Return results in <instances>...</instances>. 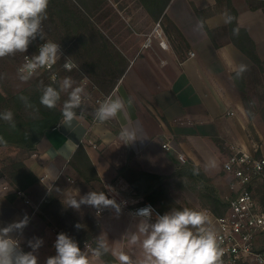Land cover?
<instances>
[{
    "label": "crops",
    "instance_id": "crops-1",
    "mask_svg": "<svg viewBox=\"0 0 264 264\" xmlns=\"http://www.w3.org/2000/svg\"><path fill=\"white\" fill-rule=\"evenodd\" d=\"M230 2L236 11V24L229 27L224 22L226 11L220 0H170L165 15L187 45L175 51L159 24L146 34L137 53L128 59L123 74L109 95L119 96L125 102L124 112L114 118L120 130L129 125L138 126L146 137L143 142L122 144L117 134L94 119L98 106L93 103H85L77 109V119L70 123H63L62 117L37 142L34 152L24 163L37 178L42 174L46 177L22 195L12 194V188L0 194V227L27 215L29 223L22 236L13 235L19 236L24 252L31 251L27 241L33 237L44 241L35 253L38 264H45L48 257L56 254L54 244L60 233L74 239L78 246H82L84 240L86 243L81 250L89 254L93 264H104L101 258L91 257V242L102 233L108 240L112 256V252L122 250L118 242L123 239L109 232L106 225L119 221L121 216L135 219L125 213L109 216L108 220L97 218L99 215L96 216L95 211V215L86 213L85 218L71 216L70 225L56 218L60 214L53 209L54 202L59 201V207L67 211L70 206L66 201L76 198L71 193L77 188H89L97 182L108 197L109 193H133L120 175L125 168L170 178L186 162H191L211 178L222 171L221 161L232 148L254 149L255 145L251 146L247 134L249 123L254 121L247 115L241 94L251 77L256 76L264 83V7L258 1L252 3L255 8H250L247 0ZM198 20L202 21L203 27L196 30ZM206 28L211 31V36ZM233 28H239L238 36L233 35ZM159 29V39L156 40L154 33ZM147 37L150 42L144 46ZM247 38L252 46L247 43ZM160 39L165 41L166 48L159 45ZM233 39L244 42V49L255 53L261 66H256L233 43ZM242 64L247 70L237 78L236 70ZM255 121L264 125V103L259 106ZM163 143H168L169 148H163ZM79 145L84 147L99 182H83L74 188L69 184L71 178L82 181L69 160ZM178 152L185 161L178 160ZM124 184L125 188L120 190L119 186ZM49 191L53 193L52 200L43 201ZM87 193L86 189L84 195ZM77 224L81 225L79 229L75 227ZM87 243H90L89 247L85 246Z\"/></svg>",
    "mask_w": 264,
    "mask_h": 264
},
{
    "label": "clouds",
    "instance_id": "clouds-1",
    "mask_svg": "<svg viewBox=\"0 0 264 264\" xmlns=\"http://www.w3.org/2000/svg\"><path fill=\"white\" fill-rule=\"evenodd\" d=\"M49 0H0V59L14 56L16 53L27 52L29 45L39 37L44 40L43 21L47 19ZM226 24L235 19L230 13H225ZM196 30L203 27L202 21H197ZM233 35H239V28H233ZM61 57L60 44L51 40L41 44L38 54L31 58L25 57V63L18 69V78L27 82L41 68H50ZM65 69L71 71L77 65L66 59ZM247 70L246 65H240L236 77L240 78ZM52 85L42 87L39 102L48 109H54L61 100V93H67L63 102L61 114L63 123L77 119V109H80L86 98V91L71 77L57 81L53 77ZM26 108H33L27 97L21 96ZM36 110V109H34ZM125 102L119 96H107L95 109L94 119L100 123L108 122L124 112ZM38 111V110H37ZM0 119L15 128L14 116L11 110L0 113ZM122 144L130 145L146 139L142 130L135 125L122 127L119 131ZM214 166V162H211ZM68 205L79 209L81 205L96 208H113L121 212L120 204L110 199L103 191H91L77 200L71 199ZM151 205L138 209L135 213L136 222L125 234L129 244L138 246L141 255L134 257L125 251L112 252L118 264H222L223 249L220 246L212 221L205 210H195L188 207L172 208L163 215L154 214ZM29 223V217L24 216L19 221L0 227V264H38L35 254L43 245L41 238L28 240L31 251L21 249L19 236ZM77 229L81 225H75ZM96 246L91 249V257L99 260L111 249L108 240L102 233L95 238ZM87 246V245H85ZM56 254L46 259L45 264H93L86 251H82L78 243L67 234H58L54 244Z\"/></svg>",
    "mask_w": 264,
    "mask_h": 264
},
{
    "label": "rangeland",
    "instance_id": "rangeland-1",
    "mask_svg": "<svg viewBox=\"0 0 264 264\" xmlns=\"http://www.w3.org/2000/svg\"><path fill=\"white\" fill-rule=\"evenodd\" d=\"M78 17L80 20H78ZM156 23L160 24L168 43L175 51L178 48L185 47L180 36L175 34L171 21L166 15L157 21L153 20L137 0H49L47 19L43 21L44 40L59 43L62 54L61 59L67 57L77 65L71 71L60 69L57 81L66 76L71 77L76 82L74 86H81L86 91L87 95L83 104H95V99L103 97L95 80L115 78L119 70L128 64V59L137 53L138 47L146 38V34L153 27L155 28ZM159 32L160 29L154 33L156 40L159 39ZM41 41L43 40L37 37L29 45L27 52L34 50ZM103 43L104 46L105 43L107 44L109 54L104 51V54L100 57L98 53L100 47H103ZM25 53L18 52L14 56L0 59V92L4 96H9L24 89L31 91L37 88L42 90V87L48 86L49 82L54 83L45 74L34 75L27 82H22L18 78V65ZM66 99L67 93H61V100L58 102L57 107L61 108ZM241 99L246 111H248L247 115L254 121L249 123L247 134L249 140L252 141L251 146L255 145L256 153L259 154L264 151V125L255 121V118L259 106L264 103V83L260 82L256 76L251 77L248 84L242 89ZM3 146L9 147L0 149V164L8 157L23 158L25 156V153L15 146L2 145L0 148ZM210 177V184L216 188L218 194L225 200L227 185L223 172L219 170ZM78 181L71 178L69 184L74 188L83 184V182ZM0 183L7 182L0 176ZM90 186L89 188L81 186L76 189L75 193L71 194L79 200L80 197L84 196L86 189L87 192L102 191L103 189V186L97 182H93ZM167 189L169 193L167 212L172 208L183 209L188 207L195 210L207 209L214 213L208 205H202L198 194L201 190L199 185L195 184L188 187L184 184H170ZM51 192L49 191L46 194L47 201L52 200L53 193ZM42 193L44 194V190H42ZM79 194L81 195L78 196ZM72 195L71 197H73ZM59 205V201L53 204V209L60 214L56 218L68 224L71 216L85 218L87 217L86 213L96 214H94L96 208L90 206L79 209L70 206L71 211L68 209L69 212L67 213L68 210L61 209ZM96 216L98 215L96 214ZM97 218L108 220L109 215L103 214ZM135 222L136 218L129 219L121 216L119 221L109 222L106 227L109 228V232L118 234L123 239L118 242L123 251L138 257L141 255V250L138 246L130 245L125 235ZM81 243L83 246L86 242L83 240ZM82 246L80 244L79 247ZM103 262L107 264L105 261ZM108 264H113V261L108 262Z\"/></svg>",
    "mask_w": 264,
    "mask_h": 264
},
{
    "label": "trees",
    "instance_id": "trees-1",
    "mask_svg": "<svg viewBox=\"0 0 264 264\" xmlns=\"http://www.w3.org/2000/svg\"><path fill=\"white\" fill-rule=\"evenodd\" d=\"M220 1L223 3L224 10L236 19V11L232 7L230 0ZM254 1H258V3L264 7V0H247L250 8H255V6L252 5ZM137 2L153 20L157 21L159 18L165 17V8L170 0H137ZM235 19L232 23L228 24L229 27L236 24ZM78 20H80L79 17ZM171 24L175 34L180 36L186 46L187 44L176 26L172 22ZM206 30L209 36H211V31L207 28ZM232 41L241 51L250 57L256 66H261L260 60L255 53H250L244 49V42H239L235 39ZM246 41L252 46L253 43L249 38H247ZM101 47L98 53L100 57H102L104 51L109 54L106 43L105 46L103 43V47ZM125 68L126 66L119 70L115 78L95 80L103 98L109 95L113 90ZM47 85L57 86V84L50 82ZM41 94V89L37 88L31 91L28 89L20 90L9 96H4L0 92V113H3L5 110H11L15 123V128H13L8 122L0 119V146H15L25 153L23 158L8 157L0 164V176L11 186L13 189L12 194L14 195H17V192H25L38 181L37 176L26 166L24 160L34 152L35 145L43 134L55 127L62 118V107L58 108L56 106L54 109H48L40 104L39 98ZM21 96L27 97L28 101L34 105V109L36 110L33 108H26L24 102L20 99ZM103 124L108 126L113 133L119 134L120 126L115 119ZM69 164L82 182H99L95 168L82 145H79L75 149L69 160ZM120 175L128 182L132 192L135 196L139 197L140 201H149L162 214L166 213L168 210L167 203L169 200V193L167 187L170 184H184L188 187L194 186L195 184L199 185L201 190L198 194L202 205H208L216 215L222 213L225 207V200L218 194L216 188L210 184L209 178L191 162L182 164L175 170V173L170 178L130 167L125 168ZM91 246L95 248L96 242L92 241ZM101 259L107 264L110 261H113V264H118V261L115 260L110 253L102 256Z\"/></svg>",
    "mask_w": 264,
    "mask_h": 264
},
{
    "label": "built area",
    "instance_id": "built-area-1",
    "mask_svg": "<svg viewBox=\"0 0 264 264\" xmlns=\"http://www.w3.org/2000/svg\"><path fill=\"white\" fill-rule=\"evenodd\" d=\"M158 25L156 23L155 28ZM46 41L49 40L41 41L34 50L25 53L21 57L18 69L25 63V57L31 58L34 54H38L39 46ZM149 42L150 39L147 37L144 46H148ZM159 45L162 48L167 47L162 39L159 40ZM61 57L50 68L38 69L34 75L45 74L50 81H53V77H56L57 80L60 69H65L66 59L70 60L67 57L61 59ZM105 98L95 99V104L99 106V103ZM162 147L169 148V144L163 143ZM256 151L255 147L252 151H246L241 147L232 148L221 163L227 185L225 207L218 215L204 209L221 242L222 264H264V153L257 154ZM177 158L180 161H185L179 152ZM45 177L46 174H42L38 180L43 182ZM10 188L9 184L0 183V194ZM124 188L125 184L119 186L120 190ZM17 194L22 195L23 192H17ZM109 196L110 199H115L117 204H120V213H125L130 218H135L138 209L149 205L155 210L154 214L163 215L152 203L140 201L134 193H109ZM42 199L46 200L45 197ZM25 201L28 202L27 199ZM95 213L99 216L103 214L118 215L115 209L110 207L99 211L96 209ZM86 245L89 247L90 243Z\"/></svg>",
    "mask_w": 264,
    "mask_h": 264
}]
</instances>
